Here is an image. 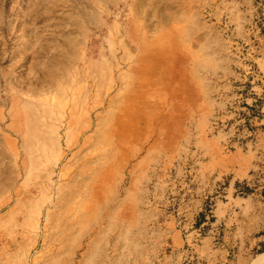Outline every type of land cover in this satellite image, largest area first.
I'll return each instance as SVG.
<instances>
[{"label":"rangeland","instance_id":"obj_1","mask_svg":"<svg viewBox=\"0 0 264 264\" xmlns=\"http://www.w3.org/2000/svg\"><path fill=\"white\" fill-rule=\"evenodd\" d=\"M263 189L264 0H0V264H264Z\"/></svg>","mask_w":264,"mask_h":264},{"label":"trees","instance_id":"obj_2","mask_svg":"<svg viewBox=\"0 0 264 264\" xmlns=\"http://www.w3.org/2000/svg\"><path fill=\"white\" fill-rule=\"evenodd\" d=\"M259 116V115H258ZM263 195H264V189H263Z\"/></svg>","mask_w":264,"mask_h":264},{"label":"bare ground","instance_id":"obj_3","mask_svg":"<svg viewBox=\"0 0 264 264\" xmlns=\"http://www.w3.org/2000/svg\"><path fill=\"white\" fill-rule=\"evenodd\" d=\"M262 256V255H261Z\"/></svg>","mask_w":264,"mask_h":264}]
</instances>
